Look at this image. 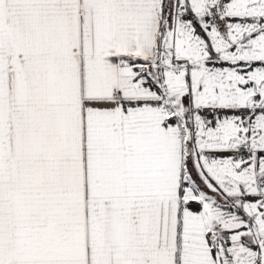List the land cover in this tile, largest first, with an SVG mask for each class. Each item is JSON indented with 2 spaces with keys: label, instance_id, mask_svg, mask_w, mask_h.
Returning <instances> with one entry per match:
<instances>
[{
  "label": "snow or ice",
  "instance_id": "6c2138e0",
  "mask_svg": "<svg viewBox=\"0 0 264 264\" xmlns=\"http://www.w3.org/2000/svg\"><path fill=\"white\" fill-rule=\"evenodd\" d=\"M0 264H264V0H0Z\"/></svg>",
  "mask_w": 264,
  "mask_h": 264
}]
</instances>
